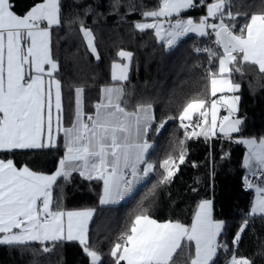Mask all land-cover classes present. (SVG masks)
<instances>
[{
  "label": "snow or ice",
  "instance_id": "snow-or-ice-1",
  "mask_svg": "<svg viewBox=\"0 0 264 264\" xmlns=\"http://www.w3.org/2000/svg\"><path fill=\"white\" fill-rule=\"evenodd\" d=\"M206 15L199 20L181 18V13L196 7L195 0H159L158 8L145 12L151 23L136 22L139 31L154 30L155 37L167 49L174 48L182 37L193 33L215 39L214 48L197 49L208 54L209 63L218 60V71H209L212 99L210 109L204 99H192L179 114L185 139L176 158L165 159L160 167L164 175L158 184L171 182L185 162V142L189 139L221 134L232 140L244 123L239 111L241 87L232 82L244 65L257 67L264 74V13L246 14L231 11V0H212L205 5ZM246 17L237 26V18ZM61 24V0H41L25 15L13 11L10 0H0V152L55 147L63 139L64 154L55 172L45 174L17 167L12 159H0V246L27 247L39 243L48 253L61 242L76 241L91 264H99L100 254L89 246V228L95 209L65 210L54 198L58 179L69 181L78 173L89 181L103 184L100 205H114L133 193L141 182L156 170L148 159L154 144L149 136L159 134L167 121L156 123L153 105L137 104L129 110L125 84L133 53L121 51L127 60L113 64V84L101 89L93 111L85 110L82 87L75 88V110L70 126L63 121L62 83L59 63L53 57L52 29ZM238 29V30H237ZM80 32L90 51L97 55L91 30L83 24ZM118 70V71H117ZM220 108L227 115L218 116ZM198 119L193 123V115ZM210 117V119H209ZM168 119H174L169 117ZM188 121V123H185ZM199 128L200 131L195 129ZM247 147L244 167L252 177L264 173V138L236 141ZM246 187L255 189L251 215L264 217V184L245 177ZM157 185L149 189L154 198ZM147 199V196L145 197ZM225 222L213 215V201L201 200L190 225L179 221L159 222L145 209L135 215L121 243L111 250L114 264H176L178 253L187 254V264H215L218 251L226 249L218 241ZM247 221L240 227L233 243L238 244ZM51 245L52 247H49ZM226 264H252L246 257L232 255Z\"/></svg>",
  "mask_w": 264,
  "mask_h": 264
},
{
  "label": "trees",
  "instance_id": "trees-1",
  "mask_svg": "<svg viewBox=\"0 0 264 264\" xmlns=\"http://www.w3.org/2000/svg\"><path fill=\"white\" fill-rule=\"evenodd\" d=\"M16 14L25 15L41 0H10ZM159 0H61V24L52 31L53 57L59 63L57 79L62 83L64 125L71 124L75 110V88L82 87L85 110L93 111L102 86L113 83L111 64L120 60L121 51L133 53L129 79L125 84L129 110L137 104L153 105L156 123L167 121L157 134L154 130L149 141L154 144L148 159L156 170L123 202L101 206V181H89L73 173L69 181L58 179L54 198L65 210L95 209L89 228V246L101 256L99 264H114L111 250L122 242L135 215L147 209L152 218L179 221L190 225L201 200L213 201V215L225 222L218 238L226 249L218 251L215 264H226L233 254L246 257L252 264H264V217L249 214L253 190H244L243 165L246 146L236 141L264 138V74L257 67L244 65L243 75L234 73L232 82L241 85L236 116H246L240 134L228 140L223 136L189 139L185 142V162L168 184L160 185L164 169L160 164L180 153V141L185 139L180 127L179 114L192 99L209 102V71L216 72L218 60L209 63L200 47L214 48L206 37L189 34L178 44L167 49L154 30L139 31L135 23L144 20V13L156 10ZM233 14L246 17L264 13V0H231ZM188 10L203 14L202 10ZM237 18V26L246 22ZM93 33L95 56L90 52L80 26ZM238 30V29H237ZM173 117L174 119H168ZM194 115L193 118H197ZM64 154L62 137L55 147L0 152V158L12 159L16 166L25 165L33 171L52 172ZM264 178V173H263ZM157 185L153 198L149 189ZM147 196V199L145 198ZM247 221L238 244L234 238ZM49 247H52L49 245ZM39 243L27 247L0 246V264H91L78 242H61L48 253ZM176 264H187V254L178 253ZM123 264V262H121Z\"/></svg>",
  "mask_w": 264,
  "mask_h": 264
},
{
  "label": "rangeland",
  "instance_id": "rangeland-1",
  "mask_svg": "<svg viewBox=\"0 0 264 264\" xmlns=\"http://www.w3.org/2000/svg\"><path fill=\"white\" fill-rule=\"evenodd\" d=\"M189 16H183V17H181V18H183V19H187ZM201 16L199 15V16H197V17H195V19L196 20H199V18H200ZM193 18V17H192ZM139 22H141V23H150V21H148V20H141V21H139ZM125 52H129V51H126V50H124ZM121 58V57H120ZM124 62L126 63L127 62V60H125L124 61V59L123 58H121L120 60H117V61H114L112 64H111V69H112V67H113V64H124ZM110 75H111V71H110ZM234 83V82H233ZM211 84V83H210ZM235 84V83H234ZM210 93H209V102H208V106H209V109H210V102H211V100L212 99H218L219 98V96H220V93H217L216 94V96H212L211 95V87H210ZM226 95H238L237 93H225ZM238 109H239V105H238ZM195 115V114H194ZM193 115V116H194ZM224 115H227V110L225 109V108H220L219 109V112H218V116L219 117H222V116H224ZM209 119H210V117H209ZM196 131H200V129L199 128H197L196 129ZM257 141H259V139H257ZM246 146V145H245ZM246 154H247V147H246V152H245V155H244V157H243V165H244V158H245V156H246ZM248 170V169H247ZM247 174H248V172H247ZM257 184H264V178L262 177L260 180H258V182H257ZM253 190V197H252V202H251V205H252V203L254 202V200H255V198H256V192H255V189H252ZM251 205H250V210H249V214L251 215Z\"/></svg>",
  "mask_w": 264,
  "mask_h": 264
},
{
  "label": "crops",
  "instance_id": "crops-1",
  "mask_svg": "<svg viewBox=\"0 0 264 264\" xmlns=\"http://www.w3.org/2000/svg\"><path fill=\"white\" fill-rule=\"evenodd\" d=\"M206 2H208V0H204V3H206ZM195 3L197 4V7L195 8L196 10H202V11H204L203 12V14H200V16H204V15H206V7H200V6H198L199 4H201V2H200V0H195ZM195 10V11H196ZM188 10H185V11H183V12H187ZM182 12V13H183ZM181 13V14H182ZM185 16H189V17H193V19H195V17H197V16H199V14H194V13H192L191 12V14L190 15H185ZM181 17H183V16H181ZM145 20H148V21H150V23L152 22V20H151V18H144ZM198 21V20H197ZM190 34H193V33H190ZM187 35H189V34H187ZM186 35V36H187ZM194 35H196V34H194ZM185 37V36H184ZM184 37H182V38H184ZM181 38V39H182ZM85 39V38H84ZM86 41V40H85ZM161 42V41H160ZM86 43H87V41H86ZM90 50V49H89ZM91 52V51H90ZM92 53V52H91ZM95 55V54H94ZM96 56V55H95ZM124 61H125V59H124ZM125 63V62H124ZM127 63V62H126ZM118 71V70H117ZM217 71H218V65H217ZM216 71V72H217ZM112 73H113V67H112V69H111V79H112ZM113 83H111V84H108V85H105V86H110V85H112ZM105 86H102V88L103 87H105ZM210 87H211V84H210ZM101 88V89H102ZM100 95H101V90H100V93H99V96H98V99H97V101L95 102V103H97L98 101H99V99H100ZM68 126H70V125H68ZM197 129V128H196ZM63 140V139H62ZM0 159H2V158H0ZM5 160H7V159H5ZM23 166H25V165H21V166H17L18 168L19 167H23ZM57 166H58V164H57ZM57 166H56V168H57ZM56 168L52 171V172H49V173H46V172H42V173H45V174H51V173H53V172H55V170H56ZM30 169V168H29ZM32 170V169H31ZM37 172V171H36ZM144 182V181H143ZM143 182H141V183H143ZM140 183V184H141ZM139 184V185H140ZM138 185V186H139ZM101 186H102V189H103V184H102V182H101ZM138 186H136V188L138 187ZM135 188V189H136ZM135 189L133 190V192L135 191ZM101 194H102V190H101ZM101 196V195H100ZM130 196V195H129ZM128 196V197H129ZM128 197H126L124 200H122V201H120L119 203H121V202H123V201H125ZM100 200V199H99ZM119 203H117V204H119ZM114 205H116V204H114ZM102 206V205H101ZM104 206H111V205H104ZM83 209H87V208H82V209H73V210H83ZM160 222V221H159ZM164 222V221H163ZM223 231V230H222ZM222 233V232H221ZM219 238V237H218ZM72 242H76V241H72ZM121 243V242H120ZM89 262L91 263V261H90V258H89ZM101 262V261H100ZM99 262V263H100Z\"/></svg>",
  "mask_w": 264,
  "mask_h": 264
},
{
  "label": "built area",
  "instance_id": "built-area-1",
  "mask_svg": "<svg viewBox=\"0 0 264 264\" xmlns=\"http://www.w3.org/2000/svg\"><path fill=\"white\" fill-rule=\"evenodd\" d=\"M210 2H212V0H208V2L205 3V5H206L207 3H210ZM198 6H200V7H204V6H201V4H199ZM196 7H197V4H196ZM196 7H195V8H196ZM195 8H193V9H195ZM193 9H190V10H193ZM213 38H214V36H212V37H206V43L211 42ZM204 48H205V47H203V46L200 47V49H204ZM197 119H198V117H197V118H193V123H195V122L197 121ZM185 123H188V121H185ZM195 130H196V129H195ZM246 176H248V179L251 180L253 183H257L258 180H260V179L263 177V173H261V176H260V177H252V176H250L249 174H245V175H244V190L249 191V190H252V189H249V188L246 187V180H245V177H246Z\"/></svg>",
  "mask_w": 264,
  "mask_h": 264
},
{
  "label": "water",
  "instance_id": "water-1",
  "mask_svg": "<svg viewBox=\"0 0 264 264\" xmlns=\"http://www.w3.org/2000/svg\"><path fill=\"white\" fill-rule=\"evenodd\" d=\"M235 117H239V116H236V115H235ZM239 118L242 119V120L244 121V123H245L246 116H240ZM244 123H243V124H244ZM243 124H242V125H243ZM239 134H240V132H239ZM239 134H233V136H237V135H239ZM217 136H222V135L218 133Z\"/></svg>",
  "mask_w": 264,
  "mask_h": 264
}]
</instances>
